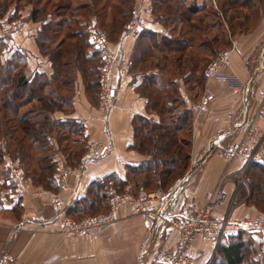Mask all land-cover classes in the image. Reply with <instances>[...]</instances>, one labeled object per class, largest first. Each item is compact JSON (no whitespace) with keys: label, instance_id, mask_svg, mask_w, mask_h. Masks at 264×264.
Returning <instances> with one entry per match:
<instances>
[{"label":"crops","instance_id":"crops-1","mask_svg":"<svg viewBox=\"0 0 264 264\" xmlns=\"http://www.w3.org/2000/svg\"><path fill=\"white\" fill-rule=\"evenodd\" d=\"M191 1L199 7L209 4L215 7V0H187ZM31 10V6L12 10L22 31L9 38L4 39L1 31L6 25L0 23V38L5 44L1 60L6 61L15 51L24 52L29 75L39 73L51 77L52 66L36 44L41 24L30 20ZM134 16L143 22V30L166 34L165 28L154 19L153 0H133ZM141 31L132 32L126 25L116 41L108 42L112 63L109 112L99 108L97 99L95 103L89 99L80 74L75 72L72 112L53 114L55 120L70 119L81 124L87 146L113 144L105 156L88 161L81 158L75 166H69L61 158L53 159L57 165V188L54 190L33 185L25 178L17 161L8 156L0 159V264H160L174 250L177 232L168 221L150 222L142 215L119 208L113 211L115 220L112 223L90 236L66 238L56 231L60 208L68 215L78 207V201L85 198L93 182L111 174L126 180L127 167L137 166L145 159L131 149L132 122L136 116L155 121L158 118L147 115L146 100L136 91L142 75L129 71ZM93 33L90 31L91 48H94ZM224 51L228 54L221 72L235 77L238 88L205 75L199 96L191 98L192 94L180 84L181 96L191 112L190 166L186 175L163 193V197L169 198L163 210L166 217L189 215L193 208L202 206L206 194L215 190L225 176L230 177L225 186L227 198L218 205L215 214L222 215L229 210L235 220L258 217L254 206L247 205L245 199L239 201V193L245 186L239 185V180L246 178L245 162L241 159L229 162L219 153L248 135L249 130L251 133V129L252 145L264 139V118L257 114L264 95V18L248 31L233 35L230 46ZM61 179L64 189L59 185ZM125 188L129 189V185ZM52 199L58 200L60 207L53 204ZM237 201L240 203L235 207ZM215 252L214 244L207 240H198L190 250L196 264H211Z\"/></svg>","mask_w":264,"mask_h":264},{"label":"trees","instance_id":"trees-1","mask_svg":"<svg viewBox=\"0 0 264 264\" xmlns=\"http://www.w3.org/2000/svg\"><path fill=\"white\" fill-rule=\"evenodd\" d=\"M7 3V0H0V17L6 11ZM47 3L51 4L58 20L45 21L46 8L41 6L32 8L30 20L41 22L36 43L52 66L51 77L39 73L29 75L27 57L21 51H15L9 59L2 61L5 44L0 38V137L8 135L12 138L11 157L18 156L23 162L28 160V150L32 146L36 145L34 148L41 152L46 150L49 133L54 128L83 137L82 125L73 120L48 123L54 112L64 111V105L69 101L71 104V99L57 92L70 84V80L61 78L63 74L67 75L62 68L68 64H73L80 74L86 91L93 97L98 96L101 56L91 48L87 24L80 20L94 16L110 41H116L133 15V0H117L111 5L108 2L96 12L93 7L98 6L97 0L93 4H74V0H48ZM262 6L264 0H215V7L210 4L199 7L195 1L187 0H153L154 19L168 29V34L139 32L129 69L133 75H142L136 91L146 100L147 115L158 118L155 121L136 116L132 122L134 141L131 149L145 159L137 166L127 167L126 180L111 174L93 182L85 198L78 201V207L69 211L72 219L107 208L111 190L121 193L129 185L137 193H166L186 175L190 166L191 112L181 96L180 84L192 94L191 98H197L208 64L230 46L233 35L253 27ZM211 32H217V35L211 36ZM53 35L62 38L50 50L48 44ZM49 87H53L52 90H48ZM31 103L40 105L37 113L41 118L34 120L28 116L31 112L20 114L21 109ZM13 120L18 128L6 129ZM3 154L0 148V159ZM80 154L68 155L66 161L75 166L80 161ZM253 170L258 176L251 178L249 183L248 203L258 207L264 205V165L253 162L246 178ZM25 171L34 185L46 190L57 188V165L53 158L38 156L37 168H26ZM251 244V238L245 234L227 238L216 249L214 263L253 264L252 256L249 263L247 258Z\"/></svg>","mask_w":264,"mask_h":264},{"label":"built area","instance_id":"built-area-1","mask_svg":"<svg viewBox=\"0 0 264 264\" xmlns=\"http://www.w3.org/2000/svg\"><path fill=\"white\" fill-rule=\"evenodd\" d=\"M10 14V12H7L6 19H12V15ZM18 26L19 23L12 22L11 25H6L1 33L3 35H12L11 32L15 28H20ZM127 29L137 33L144 29V24L139 17L134 16L127 24ZM19 31L21 32L22 29L20 28ZM93 39L95 50L105 59L100 68L99 97L101 108L109 112L112 105V63L107 51L108 42L103 35L96 34L95 32L93 33ZM227 54L224 51L216 59L211 61L206 69L205 75L224 80L230 87L238 88L239 82L235 77L232 75H224L221 72L226 66ZM257 114L264 118V95L259 102ZM251 130L253 132V129ZM251 133L249 130L248 135L232 142L227 149H221L219 155L229 162L241 159L245 162L247 168L253 162H262L264 160L262 147L264 139L261 138L256 144L252 145L251 138L253 136ZM112 148L113 144L92 147L83 156V161L103 157ZM229 181L230 177H223L217 188L206 194L204 204L193 208L189 215H179L172 218L166 217L163 214L169 198L157 197L155 194H141L138 197H134L129 191L118 195L111 190L109 192L108 207L110 211L108 213L90 216L76 221L67 217L63 209L60 208L56 220V231L59 235L66 238L90 236L93 232L101 230L115 220L114 210L118 208L125 211L130 210L132 214L142 215L150 222L166 220L177 232V243L174 250L160 264H196L190 250L198 240L212 242L216 250L227 238L236 237L239 234H245L250 238H255L257 234L264 236V216L245 217L240 220H235L231 217L229 210L222 215L215 214L218 205L227 198L225 186ZM242 183L243 177L239 180V185H242ZM59 185L61 189L65 188L63 179H61ZM51 202L58 207L61 205L56 199H52Z\"/></svg>","mask_w":264,"mask_h":264},{"label":"rangeland","instance_id":"rangeland-1","mask_svg":"<svg viewBox=\"0 0 264 264\" xmlns=\"http://www.w3.org/2000/svg\"><path fill=\"white\" fill-rule=\"evenodd\" d=\"M47 1L48 0H7V2H8L7 4L8 5H6L7 6L6 11L3 13L2 17H0V22H2V24L8 25V26L11 25L12 22H17V23H19L18 27H20L22 29V27L20 25V21H18V20H16L14 18V13H13L12 10L16 9L17 11H19V10H23L24 8L29 7V6H31L32 8L34 6L44 7V8H46V15H47L46 19L47 18H51V20H58V18L53 15V10H52L51 4H48ZM94 1L95 0H74V4L75 3L76 4L77 3H83V2H88V3H92L93 4ZM97 1H98V3H96V5H98V6L97 7H93L95 12L96 11H100L102 9V5H104V4L106 5V3H108V2H110L109 3L110 5L112 3H116L117 2V0H97ZM261 8H262V11H260V13L258 14L256 20H254L255 21L254 24H257L259 19L264 18V7L262 6ZM7 12L11 13L10 15H12V19H9V20L6 19L7 18V16H6ZM46 19H45V21H46ZM80 22L82 24H87L88 40H89V37H90V31L91 32L94 31L96 34L103 35L105 37L106 41L110 42V38L108 36H106L105 33L99 28V23H98L99 21L97 20V18H95L94 16H92V17H88L87 16V18L81 19ZM92 23H94V24H92ZM40 24H41V22H40ZM20 28H17V29L15 28L13 30V32H11V34L20 33V31H19ZM164 33L168 34V29H165ZM210 35L211 36L212 35H217V32H211ZM3 36H5L4 39H6V38H9L10 35L6 34V35H3ZM60 38H62V36L60 37L59 35H55V36L53 35V38L50 39V44H48V47H49L50 50H53L55 48V46H56V44H57V42L59 41ZM92 49L94 50L93 47H92ZM90 51L91 50H89L88 52H90ZM222 52H224V50ZM40 54L43 57H46L48 59V57L46 55H43L41 52H40ZM100 56H101V54H100ZM101 63L103 65L102 57H101ZM62 71L65 74L67 73V75L64 76V74H63L61 78H64V80H70V84H68L66 88L62 87L60 89V91H57V92H58V94L63 95V96H65L68 99H71V97H72L71 92H72V88H73V80H74V77H75V74H76L75 72H77V71L73 67V64H68L67 67H63ZM99 73H100V69H99ZM100 78H99V82H100ZM52 88L53 87H49L47 89L48 90H52ZM47 89H46L45 92H48ZM87 94H88L89 99H91L94 103H95V101L98 100L97 105L99 106V108H101L100 97H99V94H100V83H99V89H98V96L97 97H93L91 92H87ZM182 108H184V106ZM40 109L41 108H40V105L38 103H31V104L27 105L26 107L22 108L21 111H20V114L26 113V112H31V113H29L28 116L32 117L34 120L35 119L37 120V119L41 118L40 115L37 113V112H40ZM64 111L66 113L72 112V104H70V101L64 105ZM7 117H8V120L11 118L10 115L7 116ZM54 120L55 119L53 118V115H52L50 120H48V123L49 122L52 123ZM7 128H12V129L18 128V124H17V122L15 120L10 121L8 123V125L6 126V129ZM74 129L75 130H79L77 127H74ZM18 131H19V129H18ZM18 134H19V132H18ZM17 136L20 137V135H17ZM35 146H32L31 148H29L30 146L28 147L29 148V150H28V154H29L28 157L29 158H28L27 161L23 162V161H20L18 156H17L18 158L17 157H11L10 153L14 149V142H12V138L10 136H8V135H4V136L0 137V148L2 149V152L4 153L2 158L4 156L5 157L8 156V158L11 159L12 161H17L18 162V166H20L23 169V174H24L25 178L29 179L33 185H34V182L29 177L26 176V174H25L26 171L25 170H26V168H28V170L33 169V168H35V169L37 168L38 156L47 155L51 159L52 158L53 159L61 158V160L66 162L69 166H73V164H69L66 161V157L68 155H72V154L77 155V153L80 152L81 154H80L79 158L81 159V158H83V156L86 153H88L89 149L92 148V147L87 146L86 140H85L84 137H82V135L64 133L63 131L57 130L56 128L52 129V133L51 132L49 133V144H48V147H46V150L44 152L43 151L41 152L38 149L36 150L34 148ZM262 147H263V151H264V140H263ZM77 158H78V156H77ZM262 162L264 163V160ZM244 167H245V170H246L245 171V175H246L247 170H248L249 167L248 168L246 166H244ZM255 172L256 171L253 170V171H251V174L246 179L243 178L242 185L245 184V186L242 187V189H241V191L239 193V197H240L239 201H242V200L245 199L246 202H247V205H249V206H253L252 204L248 203L249 196H250L249 183L251 182V178H254V177L258 176V174L255 173ZM178 181H176L174 183V185ZM126 191H129L134 197H138L141 194H155V195H157V197H163V193L161 194V192H158V191H155V192L138 191V193H137V191L134 188H131L130 186H129V189L125 188L121 193H116V194L122 195ZM164 194H166V193H164ZM163 198H165V197H163ZM239 201H237V203L235 202V207H236L237 204L240 203ZM254 208L257 210V213L254 212L255 215L257 214L258 217L264 216V205H258V207H254ZM108 212H109V207L107 206V208H105V209L100 208L97 212L89 213V214H87L85 216H77L76 218H73V220L80 221V220H82V219H84L86 217L98 216V215H101V214H106ZM66 216L71 218L68 215H66ZM251 240H252V244L250 245V250H248V252H247L248 263H249L250 255H251L253 264L254 263H256V264H264V236H261V235L257 234L256 237L255 238H251ZM211 264H216V263H214V260H213Z\"/></svg>","mask_w":264,"mask_h":264},{"label":"water","instance_id":"water-1","mask_svg":"<svg viewBox=\"0 0 264 264\" xmlns=\"http://www.w3.org/2000/svg\"><path fill=\"white\" fill-rule=\"evenodd\" d=\"M192 171V169L189 171V173Z\"/></svg>","mask_w":264,"mask_h":264}]
</instances>
